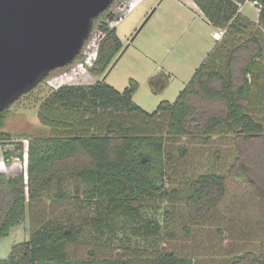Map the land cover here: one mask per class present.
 I'll return each instance as SVG.
<instances>
[{
  "label": "trees",
  "instance_id": "trees-1",
  "mask_svg": "<svg viewBox=\"0 0 264 264\" xmlns=\"http://www.w3.org/2000/svg\"><path fill=\"white\" fill-rule=\"evenodd\" d=\"M245 1L194 0L207 22L225 32L174 101L163 100L147 112L132 100L138 88L134 80L121 91L103 81L60 85L39 103L37 117L50 131L28 138L25 170L15 175L0 173V237L21 224L30 202L51 188L56 198L64 199L68 195L62 188L75 181L84 185V200L100 206L91 221L95 232H112V224L122 217L127 227L134 222L135 234L156 249L149 255L110 258H96L91 250L89 258H69L66 247L76 242L79 228L48 219L30 232L28 240L14 245L0 264H203L167 248L177 231L144 218L141 210L143 200L180 196L179 189L167 187L165 163L172 156L165 153V141L170 136L234 135L237 157L229 174L241 172L264 186V40L251 33L255 25H264V4L255 24L240 11ZM97 28L102 36L89 71L101 74L111 68L123 46L113 26L100 21ZM167 81L166 77L151 80L159 88ZM9 114V107L0 111V143L5 146L23 137L1 130ZM248 144L255 148L245 154L242 146ZM16 148L18 153L14 148L4 150L6 162L11 156L23 157L21 140ZM179 151L183 156L186 147L180 146ZM186 189L190 226L213 223L223 234L225 224L217 214L226 194L225 177L201 173ZM189 224L181 227L187 236ZM254 247L215 259L224 264H264V237Z\"/></svg>",
  "mask_w": 264,
  "mask_h": 264
},
{
  "label": "rangeland",
  "instance_id": "rangeland-1",
  "mask_svg": "<svg viewBox=\"0 0 264 264\" xmlns=\"http://www.w3.org/2000/svg\"><path fill=\"white\" fill-rule=\"evenodd\" d=\"M240 11L257 24V6L246 0L240 5ZM100 21L115 28L123 50L115 57L111 68L95 74L89 71V67L96 57L98 41L102 36L97 28ZM212 31L213 26L207 24L193 0H114L94 20L92 32L82 48V56L50 72L31 91L9 105L10 114L1 130L23 137L13 138L12 143L6 146L0 143V173L15 175L25 170L26 157L11 156L10 162H6L3 155L6 148H14L12 151L18 153V141L21 140L24 145L25 139L49 133V128L40 123L37 110L40 101L54 89L63 84L103 81L121 91L130 85V80H134L138 88L133 93V102L151 112L163 100L174 101L190 81L212 47ZM222 31L225 32L224 29ZM251 31L264 40V25H255ZM158 77L167 78L164 88L151 82L152 78ZM182 145L186 147V152L180 156L179 147ZM254 148L253 144L242 146L245 154L251 153ZM165 153L172 156L165 163L167 187L179 189L180 196L166 201L143 200L145 206L141 213L144 218L156 219L177 231L176 240L167 242V248L194 256L203 264H224L215 257L238 253L257 245L258 239L264 237V186L241 172L229 174L228 169L237 157L234 135L206 138L170 136L165 141ZM206 172L225 177L226 194L217 214V219L227 224L223 226V234L217 232L213 223L189 224L184 204L186 185ZM83 187L81 182L69 181L62 188L68 195L66 198H56V191L51 188L42 197L30 202L21 224L12 226L6 235L0 237V259L6 258L14 245L28 240L30 232L48 219L63 224L73 223L79 228L76 242L66 247L69 258H89L91 250L96 258H110L149 255L156 249L150 241L135 234L134 222L127 227L122 217L112 224V232H95L91 221L97 217L100 206L95 201L84 200L81 194ZM188 224L191 228L187 236L181 227ZM122 225L123 228H120Z\"/></svg>",
  "mask_w": 264,
  "mask_h": 264
},
{
  "label": "water",
  "instance_id": "water-1",
  "mask_svg": "<svg viewBox=\"0 0 264 264\" xmlns=\"http://www.w3.org/2000/svg\"><path fill=\"white\" fill-rule=\"evenodd\" d=\"M114 0H0V111L72 63Z\"/></svg>",
  "mask_w": 264,
  "mask_h": 264
},
{
  "label": "built area",
  "instance_id": "built-area-1",
  "mask_svg": "<svg viewBox=\"0 0 264 264\" xmlns=\"http://www.w3.org/2000/svg\"><path fill=\"white\" fill-rule=\"evenodd\" d=\"M253 5L257 6L259 9L263 6L264 3L260 2L259 0H249ZM223 34L222 29L216 28L212 31L211 37L213 40L218 41L221 39ZM28 146V140H24V156L26 157V150Z\"/></svg>",
  "mask_w": 264,
  "mask_h": 264
},
{
  "label": "crops",
  "instance_id": "crops-1",
  "mask_svg": "<svg viewBox=\"0 0 264 264\" xmlns=\"http://www.w3.org/2000/svg\"><path fill=\"white\" fill-rule=\"evenodd\" d=\"M193 2H194V0H193ZM194 4H195V2H194ZM195 6H196V4H195ZM196 8H198L197 6H196ZM198 10H199V8H198ZM199 12H200V14H202V12L199 10ZM203 15V14H202ZM247 17V16H246ZM207 24L208 25H211L209 22H207ZM213 30H214V26H213ZM212 38V37H211ZM214 43H215V40H213V44H212V46L214 45ZM212 48V47H211Z\"/></svg>",
  "mask_w": 264,
  "mask_h": 264
}]
</instances>
